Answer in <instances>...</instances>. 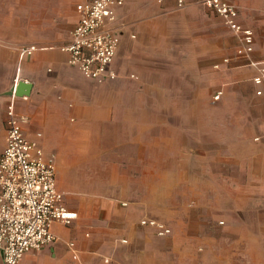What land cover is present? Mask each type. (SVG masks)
Returning <instances> with one entry per match:
<instances>
[{"label": "rangeland", "instance_id": "1", "mask_svg": "<svg viewBox=\"0 0 264 264\" xmlns=\"http://www.w3.org/2000/svg\"><path fill=\"white\" fill-rule=\"evenodd\" d=\"M247 4L246 17L259 24L264 43V1L256 7ZM205 9L160 17L159 32L137 33L132 39L139 42L140 50L131 59L130 82L121 88L126 95L106 92L91 97L110 109L92 114L95 128L79 130L92 141L91 150L85 143L80 152L91 156L98 173L85 177L88 190L83 194L97 201L112 199L137 219V247L144 251V264H264V181L254 169L264 164L254 160L264 138L255 140L258 131L249 132L246 125L236 127L237 122L264 123V95L254 94L245 69L234 68L232 59L227 67H214L220 59L232 57L236 40L221 18ZM5 48L6 43H0V58ZM219 89L223 96L216 100ZM2 96L1 146L6 134ZM50 122L51 127H38V131L44 139L49 134L55 145L48 151L57 152L71 166L70 158L78 153L71 144L78 134L77 122L72 118L62 126ZM234 131L240 134L230 137ZM157 137L159 154L151 145ZM230 143L237 146L233 159ZM203 147L217 148L218 154L202 158ZM119 149L129 155L121 165L137 174L143 171V177L108 175L119 163L110 159L119 155ZM66 179L72 184L71 176ZM120 200H129V206H122ZM146 218L165 222L172 232L159 236L141 223ZM100 221L92 223L97 231L101 228L98 234L103 241L104 221ZM100 248L92 252L101 254ZM35 253L52 264H78L70 258L63 263L61 255L51 258L48 250L31 254Z\"/></svg>", "mask_w": 264, "mask_h": 264}, {"label": "crops", "instance_id": "2", "mask_svg": "<svg viewBox=\"0 0 264 264\" xmlns=\"http://www.w3.org/2000/svg\"><path fill=\"white\" fill-rule=\"evenodd\" d=\"M88 1L91 0H0V43L5 42L8 47L5 48L3 58H0V94H3L2 97L6 99V108L13 101L17 112L28 116V121L23 124L25 136L36 140L46 155L55 156L57 188L64 195L63 203L66 208L77 213V217L69 224L60 220L54 221L51 230L58 240L40 250H48L51 258L61 255L63 263L70 258L78 264H144V255H142L144 251L137 247V219L131 218V215L112 199L97 201V199L92 200L83 194L88 190L85 177L98 176V173L97 169L92 167L91 162L94 160L91 159V156L80 152L85 143L91 150L92 141L90 138L85 140L79 130L87 126L95 128L96 118L92 114L110 109L102 102L93 101L91 97L101 96L100 94L104 95L106 92L126 95L127 91L121 88H126L124 86L130 82L128 72L132 63L131 59L133 54H136L135 51L140 50L139 42L132 39L137 38V33L159 32L162 28L160 17H174L177 14L191 13L195 10L206 11L205 8H208L212 13L215 12L199 0V5L194 2L195 0H188L183 7H178L179 9L177 0H126L122 6L117 8L115 20L108 23V26L117 31L120 37L117 54L111 64L116 78L98 82L84 77L76 67L70 65L69 53L61 49L71 40L72 31L81 17L78 5ZM230 1L238 7V21L254 31V52L251 57L259 62H264V43L261 42L259 29H257L259 24L248 19L245 12L246 2L248 7H256L264 0ZM262 20L264 21V19ZM228 30L236 40L234 53L230 57L235 61L233 67L244 68V73L251 79L255 87L254 94L258 97L263 96L264 82L261 85L254 82L257 70L249 65L247 58L236 55L240 44L239 39L231 29L228 28ZM30 45L36 46V50L32 54L19 53L14 50ZM216 64H219V67H216ZM229 65L231 62L224 63L223 58L214 63L215 68ZM16 77L20 79L19 82L28 80L31 83V88L25 89L23 94L10 96L9 92L15 86ZM131 77H135V74H131ZM122 90L123 92H121ZM258 90H261L262 93L258 94ZM222 96L217 100H220ZM69 118L77 122L75 128L78 131V134L72 137V149L77 148L78 153L73 154L70 158L71 166L67 163L69 160L63 156L59 158L57 152L48 151L55 145L50 141L49 134H46L44 139L43 133L38 131V127L46 125L51 127V120L54 125L62 126L69 121ZM92 118L93 120H91ZM243 125L248 126L249 132L258 131L255 135L259 136H256L255 140L260 139V135L264 138V123H236L237 129ZM219 134L216 133V135ZM239 134L238 131H234L229 135L234 137ZM155 140L157 142H152L151 145L154 146L156 154H159V138L157 137ZM262 144L260 152L255 153L254 160L257 162L264 161V140ZM139 145V152H144L143 144ZM4 146L5 139L2 146L0 144V151ZM236 147V144H229L231 159L237 157ZM202 150V158L207 159L211 157V154H218L217 148L208 150V147H203ZM118 154L110 157L111 161L119 163L109 169L108 175L111 177H133L135 175L143 177V171L137 174V170L121 165L123 160L129 159L127 153L125 154L119 149ZM238 158L239 160L243 159L240 156ZM139 159L142 160L141 156ZM102 160V158H97V161ZM254 169L255 175L264 181V164H258ZM70 176L73 178L72 184L66 179ZM119 203L127 207L130 201L120 200ZM124 203L126 204L124 205ZM100 220L104 221L103 241L102 236L98 234L101 228L97 231L95 225L93 226L94 222L97 223ZM124 239L127 241L123 242ZM72 243L73 245H71ZM101 245L103 250L99 254L97 251ZM93 249L98 250L92 252ZM33 252L35 251L26 253L19 264L51 263L45 256L38 253L31 254ZM0 264H2L1 256Z\"/></svg>", "mask_w": 264, "mask_h": 264}, {"label": "built area", "instance_id": "3", "mask_svg": "<svg viewBox=\"0 0 264 264\" xmlns=\"http://www.w3.org/2000/svg\"><path fill=\"white\" fill-rule=\"evenodd\" d=\"M126 0H91L78 5L79 22L72 31L71 40L61 47L69 53V64L89 79L104 82L116 78L111 69L120 44L117 31L108 26L116 18V10ZM188 0H177L183 7ZM219 15L225 25L239 39L236 55L245 57L257 70L254 82H264V62L251 57L254 52L255 34L252 28L238 21V7L230 0H199ZM35 45L23 47L24 54H32ZM230 57L223 58L224 63ZM219 67V64H216ZM20 81L15 78V85ZM28 82V80H24ZM258 94L262 91L258 90ZM223 90H218L219 99ZM28 116L18 113L11 101L6 108L5 146L0 151V256L2 264H19L23 256L57 242L51 225L60 220L66 224L77 217L63 203V193L56 185L57 164L54 155H46L36 140L23 132ZM126 203H124L125 205ZM159 236L172 230L155 218L142 219ZM127 240L124 239L123 242ZM73 245V243L71 244Z\"/></svg>", "mask_w": 264, "mask_h": 264}, {"label": "water", "instance_id": "4", "mask_svg": "<svg viewBox=\"0 0 264 264\" xmlns=\"http://www.w3.org/2000/svg\"><path fill=\"white\" fill-rule=\"evenodd\" d=\"M31 88V83L26 81H21L17 85L13 86L9 92L10 96L14 94H23L25 89Z\"/></svg>", "mask_w": 264, "mask_h": 264}]
</instances>
